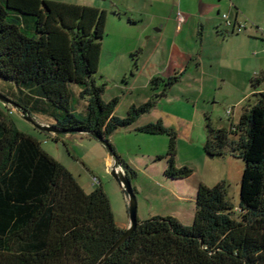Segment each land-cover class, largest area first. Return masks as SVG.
<instances>
[{
  "label": "trees",
  "instance_id": "trees-1",
  "mask_svg": "<svg viewBox=\"0 0 264 264\" xmlns=\"http://www.w3.org/2000/svg\"><path fill=\"white\" fill-rule=\"evenodd\" d=\"M107 19L105 9L90 5L0 0V77L16 86L7 96L21 109L65 130L57 138L100 136L114 153L111 135L150 112L160 95L133 104L125 117L115 114L119 97L104 100L106 83L97 75ZM177 81L154 76L151 84L163 82L166 95ZM6 108L0 101V264H97L125 231L108 194L102 187L87 192ZM206 119L207 153L229 152L245 163L239 205L228 199L226 180L201 184L192 225L171 215L139 219L103 264H264V90L253 92L231 128ZM138 131L171 136L168 177L192 174L175 167L176 134L162 120Z\"/></svg>",
  "mask_w": 264,
  "mask_h": 264
},
{
  "label": "rangeland",
  "instance_id": "rangeland-1",
  "mask_svg": "<svg viewBox=\"0 0 264 264\" xmlns=\"http://www.w3.org/2000/svg\"><path fill=\"white\" fill-rule=\"evenodd\" d=\"M238 1L242 25L246 23L248 32L256 33L257 41L251 54L255 60L261 59L260 64L256 63L257 72H197V58L192 67L184 66L178 72H150L149 64L158 59L157 50L154 45L141 42L140 38L135 39L138 46L134 54L140 68L128 64L130 54H127L126 66L123 67V61L117 62L108 49L112 47L119 51L123 47L122 42L130 39L132 34L127 36L107 28L97 82L106 83L105 101L119 97L115 114L125 117L133 104L144 103L153 94L160 95L150 112L111 135L114 153L105 142L87 134H60L57 138V134L43 131L26 119L18 106L1 101L7 105V116L14 120L20 130L36 137L44 150L69 168L87 192L102 187L111 200L117 225L121 228L126 229L130 224L129 196L112 173L117 163L116 156L122 160L125 174L126 169L135 172L131 175V181L137 197L139 219L171 215L184 225H192L200 185L212 187L222 180L228 182V199L238 206L244 161L229 152L211 157L205 149L206 116L214 127L231 128L240 120L253 92L264 89V0ZM233 10L235 12L237 9L233 7ZM257 26L262 31H255ZM197 31L189 43L182 41L180 44L184 49L192 50L193 57H196L193 51L200 45ZM241 33H247L246 29ZM154 76H177L179 81L166 95H162L164 83L152 86ZM256 78L262 79L258 85L253 84ZM12 89L16 90V86L0 77V92L11 95ZM228 110H231L230 114ZM34 118L40 124H51L41 115ZM158 120L175 132V167L192 169L190 176L171 178L165 174L171 143L169 134L153 135L138 131V127Z\"/></svg>",
  "mask_w": 264,
  "mask_h": 264
},
{
  "label": "crops",
  "instance_id": "crops-1",
  "mask_svg": "<svg viewBox=\"0 0 264 264\" xmlns=\"http://www.w3.org/2000/svg\"><path fill=\"white\" fill-rule=\"evenodd\" d=\"M56 1L105 9L108 15L107 28L125 35L132 34L130 39L126 38L122 42L123 47L119 51L112 47L108 49V53L115 56L117 62L123 61V67L126 66L127 54H130L128 64L140 68L139 61L136 60L135 65L133 56L138 46L135 39L139 38L149 46L154 45L157 50L158 59L149 64L150 72H178L184 66L192 67L196 58L197 72H257L256 63L260 64L261 61L260 58L255 60L251 54L257 41L256 33L248 32L246 23V35H241L243 30L239 32L235 29L243 24L237 7L238 0ZM233 7L237 9L235 12ZM179 13L184 16L182 22L179 21ZM225 14L232 25L225 22ZM196 30H199L197 35L200 45L193 51L196 53V57H193L192 50L184 49L180 44L182 41L189 43L191 37L195 38ZM254 30L262 31L258 26ZM104 45L105 40L103 49Z\"/></svg>",
  "mask_w": 264,
  "mask_h": 264
},
{
  "label": "water",
  "instance_id": "water-1",
  "mask_svg": "<svg viewBox=\"0 0 264 264\" xmlns=\"http://www.w3.org/2000/svg\"><path fill=\"white\" fill-rule=\"evenodd\" d=\"M0 101L18 106V104L13 99H11L10 97H8L7 95L1 92H0ZM21 111L23 112L26 119L34 122L36 126L39 127L43 131L52 132L55 134L65 132V130L60 129L56 125L40 124L35 120V118L31 114L26 113L23 109H21ZM98 139L107 144V142L102 137L98 136ZM208 154L209 156L214 157V154H211V153H208ZM112 173L114 177L119 181V183L123 186V188L125 189V191L127 192L129 196L130 224L125 229L121 238L111 247V249L103 256V258L97 264H103L109 258V256L128 239V237L137 228L138 223H139L138 202H137L136 193L134 191L131 179L123 172L122 166L118 162L113 166Z\"/></svg>",
  "mask_w": 264,
  "mask_h": 264
},
{
  "label": "built area",
  "instance_id": "built-area-1",
  "mask_svg": "<svg viewBox=\"0 0 264 264\" xmlns=\"http://www.w3.org/2000/svg\"><path fill=\"white\" fill-rule=\"evenodd\" d=\"M223 18L224 19H228L229 17H228V15L227 14H225L224 16H223ZM184 20V16L181 14V13H179V21H183ZM229 20V19H228ZM227 25H232V22L229 20V21H227ZM244 28H246V25H241V24H239L235 29L237 30V31H242ZM228 113L230 114L231 113V110H228Z\"/></svg>",
  "mask_w": 264,
  "mask_h": 264
}]
</instances>
